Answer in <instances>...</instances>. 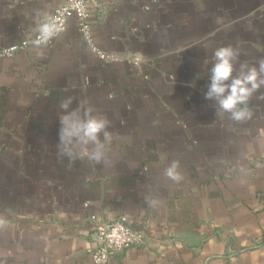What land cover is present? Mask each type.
I'll return each mask as SVG.
<instances>
[{"label":"crops","instance_id":"obj_1","mask_svg":"<svg viewBox=\"0 0 264 264\" xmlns=\"http://www.w3.org/2000/svg\"><path fill=\"white\" fill-rule=\"evenodd\" d=\"M64 0H0V46L34 34ZM104 64L70 19L50 47L0 58V264H92L90 215L146 233L109 264H264V100L242 123L205 99L218 47L264 58V0L89 4ZM144 59L134 62L136 53ZM110 121V164L57 155L59 103ZM180 162L184 179L164 176ZM155 200V206L149 204Z\"/></svg>","mask_w":264,"mask_h":264},{"label":"clouds","instance_id":"obj_2","mask_svg":"<svg viewBox=\"0 0 264 264\" xmlns=\"http://www.w3.org/2000/svg\"><path fill=\"white\" fill-rule=\"evenodd\" d=\"M46 31V29H45ZM240 51L229 46H222L213 52L214 62L209 69V83L204 93L205 99L214 101L215 116L242 123L250 119L252 110L249 106L253 96L264 88V58L256 64L240 60ZM136 60L144 59L142 53H136ZM258 99L264 100V92ZM74 98L65 97L59 103L57 155L59 159L67 158L71 167L78 159H87L95 164L108 166V153L113 134L108 130L110 121L94 114L92 106L82 102L72 107ZM164 176L174 183H180L184 176L180 171V162L173 160L165 169ZM155 206L156 201L149 199ZM8 221L0 216V228L6 227Z\"/></svg>","mask_w":264,"mask_h":264},{"label":"built area","instance_id":"obj_3","mask_svg":"<svg viewBox=\"0 0 264 264\" xmlns=\"http://www.w3.org/2000/svg\"><path fill=\"white\" fill-rule=\"evenodd\" d=\"M100 0H64L51 15L44 18L37 31L7 46H0V58H11L18 51L33 47H50L65 31L68 21L74 19L82 42L104 64L120 60L114 53L100 49L94 42L89 21V4ZM46 29V31H45ZM137 60L135 59L134 62ZM94 223L93 247L88 250L92 264H109L111 258L129 246L147 247L146 233L136 230L125 215L115 219H100L90 215Z\"/></svg>","mask_w":264,"mask_h":264}]
</instances>
